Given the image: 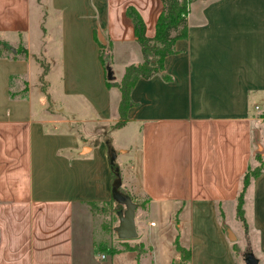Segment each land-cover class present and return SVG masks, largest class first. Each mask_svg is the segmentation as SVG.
<instances>
[{"label":"crops","instance_id":"obj_1","mask_svg":"<svg viewBox=\"0 0 264 264\" xmlns=\"http://www.w3.org/2000/svg\"><path fill=\"white\" fill-rule=\"evenodd\" d=\"M130 5L153 35L161 0H0V38L27 49L23 57L0 55V264H105L91 203L112 198L109 146L119 148L120 186L137 203V236L146 216L158 217L167 264L181 261L176 239L190 251L186 264H244L248 250L264 264V0H193L187 37L164 58L170 78L140 77L126 122L112 127L120 91L105 84L94 34L110 43L119 81L126 64L143 59ZM51 19L61 100L31 88L11 98V78L30 80L32 34L52 28ZM257 153L263 170L244 194L245 229L237 197ZM227 208L240 223L237 234ZM146 252L151 245L140 255Z\"/></svg>","mask_w":264,"mask_h":264},{"label":"trees","instance_id":"obj_2","mask_svg":"<svg viewBox=\"0 0 264 264\" xmlns=\"http://www.w3.org/2000/svg\"><path fill=\"white\" fill-rule=\"evenodd\" d=\"M193 0H161L162 8L155 23V32L153 35L149 36L145 33V23L137 9L130 5L126 8V14L130 17L133 27L135 39L140 45L143 59L140 62H131L125 65L123 74L119 81L105 79V84L107 87L117 86L120 91V98L118 102V119L112 124V127H119L123 125L127 120V111L134 101L131 98V90L135 85L136 81L140 77L148 78L153 74L159 72L163 73L165 79H169L170 76L166 74L164 69V58L166 55L177 52L175 47V41L179 38H185L188 35V21L187 14L190 9V4ZM94 38L98 44V57L105 69L106 64L111 63V48L110 43H103L98 40L97 36L94 34ZM4 50H10L12 52V57H23L27 55L26 47L20 45L14 50L7 45L5 41L0 38V55H3ZM12 77V76H11ZM15 77V76H14ZM13 77V78H14ZM13 78L9 81V96L11 98L22 97L25 95L27 87L23 86L20 89L13 87ZM22 81V83H24ZM264 115V112H263ZM256 163L249 165L242 175L241 189L237 197L236 214L238 220L241 221L244 228H247L246 221L243 216V202L244 194L253 178H255L263 170V160L260 153L255 155ZM112 171V181L116 178V171L114 166L117 165L116 161L110 163ZM119 190L123 192L121 186ZM124 193V192H123ZM127 194V193H125ZM132 198V197H131ZM133 200V199H132ZM134 201V200H133ZM107 204L116 203L113 198H111ZM136 202V201H134ZM117 204V203H116ZM97 203H91V206L95 208ZM219 216L223 217L222 210L219 211ZM175 248L181 254V261L179 263L173 264H186L190 260V251L182 247L178 240L176 239ZM239 246L236 242H233V250L237 254ZM112 253L117 251L111 248Z\"/></svg>","mask_w":264,"mask_h":264},{"label":"rangeland","instance_id":"obj_3","mask_svg":"<svg viewBox=\"0 0 264 264\" xmlns=\"http://www.w3.org/2000/svg\"><path fill=\"white\" fill-rule=\"evenodd\" d=\"M51 23L54 29L53 27L51 28L50 26L47 27L43 25V28L40 27L42 33H36V31L32 34L31 51L34 53V56L31 58V71H29L30 80L28 81L23 77L14 78L13 87L20 89L21 87L26 86L27 88H31L32 92L37 96L41 95V91L45 92V94L47 91H49L51 95H53V98L55 97L56 100L59 101L61 100V69L59 66H57V64H54L51 59V56H57L59 53V37L58 32L56 31V26H54L55 19H51ZM110 57L112 60L111 53ZM24 80L25 82L22 83ZM47 80L49 81V89L47 86ZM34 102L35 104H38L36 99H34ZM45 108L49 112L51 109H53L51 104L48 102L45 104ZM263 108L264 107L261 106V109ZM58 112H53V115L58 116ZM114 149L116 150V148ZM116 152H120L119 148H117ZM121 188L123 189L122 186ZM123 192L126 193L124 189ZM141 202L144 203L143 200ZM120 209H124V206L116 203H101L97 204L95 208L92 207L91 209L94 216L95 244L97 247L100 246L97 258L100 261H103L105 264H167L170 258L171 250L168 252L167 236L165 234L158 235L156 233L160 225L158 217L152 215L150 217L146 216L143 220L142 227H138L139 236L136 238L119 239L113 227L118 224L116 212ZM226 212H228L227 221L229 223V228L235 234H237V230L240 228V223L234 219L233 211L231 209L227 208ZM138 220L139 219L137 217V223L139 222ZM150 220H153L156 223L155 228L149 225ZM148 236L149 239H147ZM239 237L242 240L241 244H245L244 238L241 236V234ZM137 239H141V243L137 244ZM148 245H151L152 252H146L140 255L143 252V249L148 247ZM111 248L115 249L116 251L119 250L120 252H124H121V254L112 253ZM128 249H134L136 252L131 254L126 251ZM137 254L139 255V258L137 257Z\"/></svg>","mask_w":264,"mask_h":264},{"label":"water","instance_id":"obj_4","mask_svg":"<svg viewBox=\"0 0 264 264\" xmlns=\"http://www.w3.org/2000/svg\"><path fill=\"white\" fill-rule=\"evenodd\" d=\"M11 49L15 48L11 46ZM106 78L108 80H114L115 74L111 64H106ZM117 152L114 148L109 146L108 159L110 163H114L116 159ZM116 171V178L111 184V197L117 204L123 205L124 209H120L116 212L118 217V224L114 227V231L119 239H131L137 237V230L135 225V209L137 208V203L134 202L130 195L125 194L119 190L121 184V177L119 172V167L114 166ZM228 237L231 241H235V236L231 230H227ZM244 264H258V259L254 253L250 250L243 254Z\"/></svg>","mask_w":264,"mask_h":264},{"label":"built area","instance_id":"obj_5","mask_svg":"<svg viewBox=\"0 0 264 264\" xmlns=\"http://www.w3.org/2000/svg\"><path fill=\"white\" fill-rule=\"evenodd\" d=\"M255 107H258L257 105Z\"/></svg>","mask_w":264,"mask_h":264}]
</instances>
